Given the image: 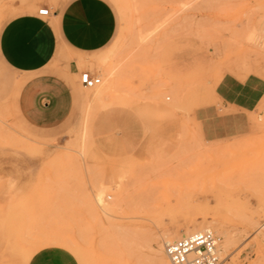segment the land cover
<instances>
[{"label":"rangeland","instance_id":"rangeland-1","mask_svg":"<svg viewBox=\"0 0 264 264\" xmlns=\"http://www.w3.org/2000/svg\"><path fill=\"white\" fill-rule=\"evenodd\" d=\"M43 1L0 0V32L14 16L38 11ZM106 1L116 14V33L106 48L86 55L88 65L80 66L72 77L76 113L63 126L37 129L24 120L16 102L18 74L0 55V147L6 141L14 152L48 145L42 151L51 152L54 143L68 150L21 160L22 180L5 168L0 156V264L18 258L15 249L22 241L16 233L25 215L34 221L39 218L40 227L53 228L74 243L86 241L84 259L91 264L167 260L156 243L157 228L176 240L187 228L212 223L214 217L212 227L221 237L220 246L224 234L231 238L228 251L221 249L222 264H264V245L257 243L264 232V126L234 120L233 130L223 137L197 135L169 101V94L196 93L211 78L226 99L258 105V97L264 96L259 76L252 74L248 89L241 92L234 87L233 71L258 69L264 62V43L259 39L264 0ZM148 4L162 7H145ZM184 4L193 7H180ZM165 13L167 26L140 43V27L133 29V23L149 15L159 19ZM123 18L129 21L127 30L121 28ZM192 36L198 43L188 39ZM110 45L111 54L92 59ZM83 71L99 75V85L105 88L85 87L80 81ZM113 106L138 115L147 143L144 137L128 152L113 137L104 142L96 134L97 115ZM65 156L85 160L78 171L80 193L59 191L54 184ZM89 167L99 177L96 195L115 203L113 210L97 208L86 194L92 182ZM192 200L201 206L194 207ZM5 219L11 224V240L5 235ZM62 259L55 257L54 264Z\"/></svg>","mask_w":264,"mask_h":264},{"label":"crops","instance_id":"crops-1","mask_svg":"<svg viewBox=\"0 0 264 264\" xmlns=\"http://www.w3.org/2000/svg\"><path fill=\"white\" fill-rule=\"evenodd\" d=\"M43 17L31 10L8 20L0 32V55L19 77L17 106L24 120L37 129H56L76 113L72 77L88 65L86 55L106 48L117 30L116 14L106 0H44ZM47 102L48 107H45ZM234 120L215 126L205 136L223 137ZM132 123L135 144L117 138V127ZM96 134L113 137L128 152L145 137L138 115L122 107H107L95 119Z\"/></svg>","mask_w":264,"mask_h":264},{"label":"snow or ice","instance_id":"snow-or-ice-1","mask_svg":"<svg viewBox=\"0 0 264 264\" xmlns=\"http://www.w3.org/2000/svg\"><path fill=\"white\" fill-rule=\"evenodd\" d=\"M137 8L140 5L136 6ZM148 8H158L161 5L148 4ZM182 8H192L193 5L184 4ZM199 7V6H197ZM217 7H229V5H217ZM262 14H264V3L261 5ZM41 14L47 15L46 11ZM169 21V16L165 13L159 19H153L151 15L147 16L143 21L137 20L133 23V29L140 27L139 40L144 43L147 38L154 37L162 29H164ZM143 25H148L147 28ZM129 21L126 18L121 20L122 30H127ZM195 31V30H193ZM193 43H198V38L195 36L189 37ZM259 39L264 43V22L261 24ZM183 42V41H182ZM112 45L109 46L103 53L98 54L92 59H102L104 56L111 54L113 50ZM252 74L259 76L261 80L260 91L264 92V62H261L259 68L255 66L244 67L241 70L233 71V78L235 80L234 87L245 92L249 86V78ZM82 81L87 84L90 77L87 73L81 74ZM99 83V81H94ZM252 95V92H248ZM259 103L256 107H251L243 103L241 100H233L230 96L226 99L221 96L216 89L215 82L209 78L204 85L196 93L177 92L175 97L169 94V101L173 102L177 113H183V121L186 127L190 128L195 134L199 135L203 132L211 131L215 126L219 128L222 124H227L232 120L242 121L248 126H254L258 121L264 126V96H259ZM48 107L47 102L44 105ZM167 117H171L172 113H165ZM135 128L132 123L127 126L117 127L115 135L117 138H123L125 144H135ZM148 142V137L144 139V143ZM63 143V142H61ZM48 145H43L40 148H30L22 151H13L12 145L9 142H4L0 147V156L3 157L4 166L10 169L14 176H18L21 180L24 174L20 171L21 160L37 157L40 159L50 155L51 152L57 154L68 151L66 148H61L59 145L52 144L51 152H44L42 148H47ZM15 157V159H9ZM85 164L83 156L80 160H75L67 156L64 157V166L60 173H58L54 184L59 191H71L75 193L81 192V185L79 183L78 171ZM88 174L92 175V182L87 185V193L92 197V203L97 208H103L104 199L96 195V187H98L99 177L93 175L91 167L88 169ZM19 186V185H18ZM261 195L264 197V181L261 183ZM111 199V198H109ZM261 211L264 212V204H262ZM34 221L29 216H24L23 222L19 225L17 236L22 241V246L15 249L18 258L12 264H54L55 257H62L60 264H91L90 261L84 259L83 249L86 246V241L80 239L78 243L65 239L55 229L50 227H40L39 223ZM264 227V225H262ZM4 229L6 238L11 240V224L8 219H5ZM156 243L162 247L164 254L168 259H157L153 261H141L138 264H214L213 261L189 260L187 253L191 251L189 244L196 241L204 243L203 237L198 232H191L188 235H181L179 239L171 240L166 236L162 229L157 228ZM211 229H208L205 234L210 236ZM209 244L213 243L211 239ZM247 243V241H245ZM243 246V245H241ZM46 258V259H45ZM227 264V261L224 262Z\"/></svg>","mask_w":264,"mask_h":264},{"label":"built area","instance_id":"built-area-1","mask_svg":"<svg viewBox=\"0 0 264 264\" xmlns=\"http://www.w3.org/2000/svg\"><path fill=\"white\" fill-rule=\"evenodd\" d=\"M42 11H46L47 15L41 14ZM38 14L43 17H49L52 13L49 8H40L38 10ZM82 73H87L90 77L87 84H85L80 75V81L81 83L87 87V88H93L99 85L102 82V78L99 75L93 74L91 71H83ZM81 73V74H82ZM94 81H99V83H94ZM208 229L198 231L203 237L204 243H200L199 241H196L193 244H189V249L191 251L187 253L189 260H200V261H213L214 264H222L221 259V249H220V243H221V237L219 234H217L214 230L211 229L210 236L205 234ZM186 236V235H185ZM211 239L213 243L209 244L208 241Z\"/></svg>","mask_w":264,"mask_h":264},{"label":"bare ground","instance_id":"bare-ground-1","mask_svg":"<svg viewBox=\"0 0 264 264\" xmlns=\"http://www.w3.org/2000/svg\"><path fill=\"white\" fill-rule=\"evenodd\" d=\"M106 84V83H105ZM105 88V85H98L97 86V89H99V90H102V89H104ZM98 91V90H97ZM99 197H102L103 199H104V196L103 195H99ZM191 202H193V206L194 207H200L201 205H199L198 203H195V201L194 200H192ZM114 204L115 203H113L112 202V204H109V203H107V202H105V199H104V206L107 208V209H109V210H113L114 209ZM203 218H205V216L203 217ZM191 220V222H193L194 220H195V218L194 219H190ZM216 222H217V220L213 217V219H212V223H203V224H201V225H198L199 227H193V228H187L188 230H186V234L185 235H188L189 233H191V232H198V231H202V230H205V229H212L213 230V224L215 223L216 224ZM194 223V222H193ZM192 223V224H193ZM187 224H188V222H187ZM191 224V223H190ZM194 225H197V224H194ZM193 226V225H192ZM187 227V226H186ZM191 227V226H190ZM220 230V229H219ZM231 236V235H230ZM180 237V236H179ZM224 239L222 240V244H221V246H220V249H222V251H228V248H229V246L231 245L230 244V242H231V238L230 237H228L226 234H224ZM236 238V237H235ZM179 239V238H178ZM171 240H172V238H171ZM175 240V239H174ZM234 240V239H233ZM257 243H258V245H260V247L261 246H263L264 245V232H262L261 234H260V236L258 237V240H257ZM157 245V244H156ZM131 250H133L132 248H130ZM159 249H160V247H159ZM158 249V250H159ZM163 249V248H162ZM130 250V251H131ZM129 251V250H128ZM160 251V250H159ZM162 251V250H161ZM164 251V250H163ZM125 252H127V249H126V251ZM129 253V252H128ZM162 253V252H161ZM123 254V253H122ZM132 254V253H131ZM134 254V253H133ZM158 254V253H157ZM124 255V254H123ZM128 255V254H127ZM156 255V254H155ZM159 255V254H158ZM165 254H164V252H163V256H164ZM122 256V255H121ZM129 256H130V254H129ZM134 256H135V254H134ZM133 256V257H134ZM132 257V258H133ZM155 257V256H154ZM167 257V256H166ZM131 257L129 258V260L130 259H132ZM157 258V257H156ZM160 258H162V257H160ZM119 259H120V257H119ZM125 260H127L126 258H124ZM158 259V258H157ZM163 259V258H162ZM167 259V258H166ZM121 260V259H120ZM153 260V259H152ZM122 261V260H121ZM147 261V260H146ZM149 261H151V260H149ZM129 262V261H128ZM121 264H128L127 262H125V261H122L121 262Z\"/></svg>","mask_w":264,"mask_h":264}]
</instances>
